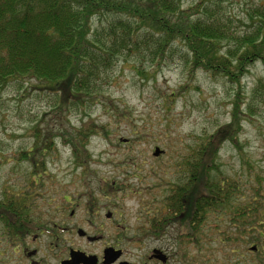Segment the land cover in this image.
Masks as SVG:
<instances>
[{"label":"trees","instance_id":"16d2710c","mask_svg":"<svg viewBox=\"0 0 264 264\" xmlns=\"http://www.w3.org/2000/svg\"><path fill=\"white\" fill-rule=\"evenodd\" d=\"M186 1L0 0V89L13 81H35L38 86L30 89L56 98L67 112L99 104L117 124H131L127 105L108 94L115 70L128 67L140 79L154 82L163 68L180 62L192 73L222 78L236 88L238 99L249 69L259 63L264 70V0L245 11L242 29L225 14L221 0H195L184 7ZM180 91L163 97V106H174ZM258 98L264 99V76L256 81L245 109L236 100L228 123L187 145L160 207L147 210L153 238L177 224V245L199 247L205 231L216 229L219 242H250L258 264H264V195L260 187L228 180L217 163L225 143L238 145L240 119L252 115L251 103ZM104 128L89 120L68 138L53 130L39 135L37 125L32 129L33 144L17 154L30 168L26 191L14 189L0 199V236L7 244L15 247L16 239L26 235L22 232L41 221L32 211L39 196L35 188L43 186L55 139L62 138L76 166L84 167L90 160V137ZM131 134L128 145L144 138ZM244 188L250 195L242 205L238 199H245ZM210 217L214 223L207 226Z\"/></svg>","mask_w":264,"mask_h":264},{"label":"rangeland","instance_id":"374dc122","mask_svg":"<svg viewBox=\"0 0 264 264\" xmlns=\"http://www.w3.org/2000/svg\"><path fill=\"white\" fill-rule=\"evenodd\" d=\"M191 1L195 0H187L184 7ZM256 1L221 0V6L233 25L242 29L239 22ZM249 70L241 81L237 99L236 88L222 78L192 73L180 62H172L163 68L154 82L140 79L128 67H118L107 86L108 94L113 101L118 99L127 105L131 124H117L99 104L87 110L77 108L67 112L58 107L56 98L30 89L37 87V82H11L5 89H0V199L3 193L14 189L23 192L27 185L30 168L18 160L17 154L33 144L32 129L36 125L41 131L39 135L53 130L68 138L74 129L94 120L97 125L105 126V132L98 131L90 137L87 145L90 160L84 167L76 166L70 148L62 143V138L55 139L56 152L52 153L47 172L42 175L43 186L36 185L39 196L32 211L39 215L50 214L53 205L48 204L63 194L82 193L87 191L86 187L96 190L100 183L116 182L120 188L117 197L122 198L119 205L123 208L119 221L127 229L144 228L147 210L160 207L168 183L176 179L175 163L186 153L187 145L228 123L236 100L240 109H245L246 103L251 101V91L256 81L264 76V70L259 63ZM180 89L174 106L168 110L163 106V97L172 91L178 93ZM251 104L252 115L240 119L238 145L225 143L217 163L228 180H240L250 189L260 187L264 195V99H255ZM131 132L144 134V138L128 145ZM156 147L162 151L159 157L153 156ZM242 190L245 199L238 201L243 205L249 200L250 192L245 188ZM213 223L214 217H210L207 226ZM177 228L174 224L160 238H150L146 244L150 248L174 247ZM213 231H205L207 241L202 238L199 247L188 246L182 250L198 264H258L259 256L250 250V242L222 243L216 239V229L215 233ZM12 248L0 236V264H18L19 256ZM262 250L264 252V246Z\"/></svg>","mask_w":264,"mask_h":264},{"label":"flooded vegetation","instance_id":"af4514ba","mask_svg":"<svg viewBox=\"0 0 264 264\" xmlns=\"http://www.w3.org/2000/svg\"><path fill=\"white\" fill-rule=\"evenodd\" d=\"M86 188L51 200V213L37 215L41 221L22 232L26 235L12 248L18 264H198L177 244L150 248L146 219L144 228H125L114 182Z\"/></svg>","mask_w":264,"mask_h":264},{"label":"water","instance_id":"95a60500","mask_svg":"<svg viewBox=\"0 0 264 264\" xmlns=\"http://www.w3.org/2000/svg\"><path fill=\"white\" fill-rule=\"evenodd\" d=\"M162 154V151L161 150H159V148H155L154 149V153H153V156L154 157H158V156H160ZM254 249V248H253Z\"/></svg>","mask_w":264,"mask_h":264}]
</instances>
